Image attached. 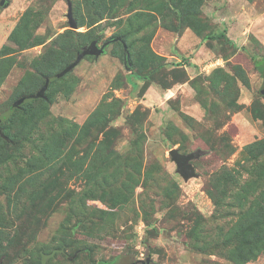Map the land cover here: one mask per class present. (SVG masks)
Instances as JSON below:
<instances>
[{
	"label": "rangeland",
	"instance_id": "1",
	"mask_svg": "<svg viewBox=\"0 0 264 264\" xmlns=\"http://www.w3.org/2000/svg\"><path fill=\"white\" fill-rule=\"evenodd\" d=\"M69 1L77 28L68 0H0V117L93 41L104 46L43 100L0 120L21 142L0 137L7 264H40L39 253L54 249L67 257L49 264H240L230 233L264 191L262 145L246 150L264 141V78L253 59L264 56V0H197L193 15L183 14L185 0H115L96 24L93 0ZM59 58L68 64L50 72ZM166 87H176L169 99ZM64 120L87 124L88 135L66 140L70 158L46 164L44 144ZM173 148L204 152L192 161L196 176H181ZM248 247L244 264H264V245Z\"/></svg>",
	"mask_w": 264,
	"mask_h": 264
},
{
	"label": "trees",
	"instance_id": "2",
	"mask_svg": "<svg viewBox=\"0 0 264 264\" xmlns=\"http://www.w3.org/2000/svg\"><path fill=\"white\" fill-rule=\"evenodd\" d=\"M105 0H93V2H95V7H99L101 9V11L99 9H97L99 11L98 15L96 18L93 19V23L92 24H96L97 22H99L100 20H102L105 16L109 15L112 16L114 14V10H115V0L111 1V4L106 5L103 4ZM187 1V8H185V10H183V14L186 13L187 15H193L196 14L195 11H198L199 9V3H196L197 0H185ZM170 4H176L177 2L175 0H170ZM192 9V10H190ZM21 26L20 27H26L25 24H23L22 22H20ZM25 29V28H24ZM26 30V29H25ZM70 32L78 34L76 31L74 30H70ZM196 33V32H195ZM197 34V33H196ZM198 35V34H197ZM127 34H124L122 36V40L123 42L127 43ZM128 47V52L123 49V59H127V56L129 54V50H131L132 46L131 43H129L127 45ZM5 49H7L6 46L2 47L1 52H4ZM254 64L256 66V68L260 71V73L262 74V77L264 78V56H259V57H254ZM62 60L61 58L58 59L57 62H55V66H53V68L50 69V72L53 71H57L60 69H64L65 66L68 63L62 62L60 61ZM60 61V62H59ZM183 62L188 63L187 59H184ZM133 65L134 68L137 66V63H135L133 61ZM138 65L148 68L145 65H141L138 62ZM153 71H148L147 73H145V75H143L144 78H148L150 76V74H152ZM136 76H141L137 71L135 72ZM187 81V80H186ZM169 88V87H166ZM26 91H23V93ZM46 96V94H45ZM45 98V97H44ZM40 100H43V98H39ZM38 100V99H37ZM35 101V100H34ZM30 102L24 103L22 104L18 109H16L15 111H23L25 112V106L29 105ZM253 117L256 119H261L259 116H256L254 114V112L252 111ZM9 120V119H8ZM7 120V121H8ZM6 122V120H5ZM2 124V123H1ZM0 128L2 129L3 133H4V129L3 127ZM115 128H109V130L106 131V136L108 134H110L111 131L116 132L114 130ZM88 125L85 124L83 126H80L79 124H76L74 122H71L69 120H64L61 122L60 128L53 133L52 139L49 143H45L44 144V155L48 158L46 162V164L51 163L50 160H59L61 157L64 156H68L69 158L72 156L71 152L72 150L68 149V146H66V140L70 139L72 137H76V140H82L85 139L88 135ZM7 133H4V135L8 138H3L1 135L0 137L3 138V142L6 144L11 143L10 145L13 146V148H19V146L21 145L20 140L18 139L17 141H15V139H13L12 137L6 135ZM116 134V133H115ZM8 140H12V142H9ZM14 142V143H13ZM16 142V143H15ZM20 142V144H19ZM262 145V148L259 149L258 146ZM90 146H92V143H90ZM264 150V141H254L250 144H248L246 146V150L248 151V154L253 155L256 154L257 150ZM71 155V156H70ZM89 156V153L85 154V157ZM108 158V157H106ZM110 163V162H109ZM111 165H114L113 162H111ZM44 165H42L40 168H42ZM39 168V169H40ZM104 169V164L100 165L99 167V171ZM107 169V168H105ZM104 169V170H105ZM37 171L32 169L30 170V174H32V176L36 173ZM28 178H31L30 175H28ZM107 178V176H106ZM233 236H236L237 239L239 240V246H237L238 251L236 254V256L234 257L235 260H237V263L240 264H244L247 259H248V254L246 255L245 253H250L252 251V249H249V245H264V191L262 192L261 196L259 199H257L253 204H251V206L249 207V209L241 216L240 221L238 222V224L233 228V230H231L230 233ZM249 249V250H248ZM7 250V246L2 245V243L0 242V264H7L8 262V258L9 256L7 255L8 253L6 252ZM248 250V251H246ZM40 264H49V262L54 259L58 254H62L64 255V257H67L66 253L61 252L59 249H54L52 251L49 252H40ZM238 257H240V259H238ZM95 264H114L113 260H102V261H95L94 259H91Z\"/></svg>",
	"mask_w": 264,
	"mask_h": 264
},
{
	"label": "water",
	"instance_id": "3",
	"mask_svg": "<svg viewBox=\"0 0 264 264\" xmlns=\"http://www.w3.org/2000/svg\"><path fill=\"white\" fill-rule=\"evenodd\" d=\"M5 0H1V5H4ZM8 3V2H7ZM68 19H69V25L71 28H77L78 25L76 23V20L73 16V10H72V3L68 0ZM104 51V46L99 48L97 41H93L88 47L84 48V51L79 54L78 58L75 62H73L71 65H69L67 68H65L63 71L57 73L54 76L47 77L45 84L43 87L38 90L37 92L30 94V95H23L20 98H18L16 101L13 102L12 106L1 115L0 120H5L9 118L11 113L19 108L22 104L33 101L39 98H44L46 91L48 90L50 84L63 76H65L67 73H69L86 55H100ZM264 94V91H263ZM0 135L7 139V137L4 135L3 131L0 129ZM172 160L176 163L177 171L181 174V176L188 180L191 177L196 176V170L192 163L194 159L199 158L201 155L204 154L202 150H198L196 152H192L190 154H183L178 149L173 148L169 151Z\"/></svg>",
	"mask_w": 264,
	"mask_h": 264
},
{
	"label": "crops",
	"instance_id": "4",
	"mask_svg": "<svg viewBox=\"0 0 264 264\" xmlns=\"http://www.w3.org/2000/svg\"><path fill=\"white\" fill-rule=\"evenodd\" d=\"M188 32V31H187ZM186 32V33H187ZM186 33H185V35H186ZM188 34V33H187ZM193 34V36H195V38H197V39H199V36L198 35H196V34H194V33H192ZM184 35V36H185ZM193 39L191 38V37H189V44H187V46L188 47H194V45H192L191 44V42L193 43ZM199 51H202V47L200 48V50ZM196 56H197V54L195 55V57H193L191 60L192 61H195V60H197L196 59ZM177 87V86H176ZM176 87L175 88H168L167 90H163L162 91V94H164V96H166V99H169L173 94H174V91H176Z\"/></svg>",
	"mask_w": 264,
	"mask_h": 264
}]
</instances>
